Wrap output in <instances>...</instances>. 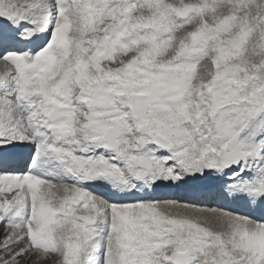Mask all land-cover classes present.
<instances>
[{
  "label": "snow or ice",
  "instance_id": "6c2138e0",
  "mask_svg": "<svg viewBox=\"0 0 264 264\" xmlns=\"http://www.w3.org/2000/svg\"><path fill=\"white\" fill-rule=\"evenodd\" d=\"M0 66V264H264V0H0Z\"/></svg>",
  "mask_w": 264,
  "mask_h": 264
},
{
  "label": "bare ground",
  "instance_id": "6f19581e",
  "mask_svg": "<svg viewBox=\"0 0 264 264\" xmlns=\"http://www.w3.org/2000/svg\"><path fill=\"white\" fill-rule=\"evenodd\" d=\"M189 199H192L191 197ZM205 203H207L210 206H217L216 202L212 201L211 199H208L206 201H204ZM236 207V206H235ZM242 209V208H241Z\"/></svg>",
  "mask_w": 264,
  "mask_h": 264
},
{
  "label": "rangeland",
  "instance_id": "374dc122",
  "mask_svg": "<svg viewBox=\"0 0 264 264\" xmlns=\"http://www.w3.org/2000/svg\"><path fill=\"white\" fill-rule=\"evenodd\" d=\"M3 69H2V66H0V71H2ZM236 206V207H235ZM231 207H233V208H236L237 210H240V211H243V209H241L242 207H240V206H237V205H231Z\"/></svg>",
  "mask_w": 264,
  "mask_h": 264
}]
</instances>
